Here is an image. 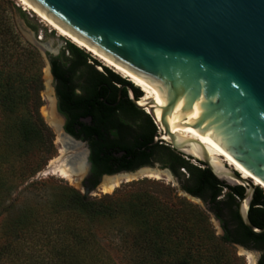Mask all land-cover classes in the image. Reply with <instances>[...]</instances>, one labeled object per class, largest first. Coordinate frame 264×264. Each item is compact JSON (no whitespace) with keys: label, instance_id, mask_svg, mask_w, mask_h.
Masks as SVG:
<instances>
[{"label":"trees","instance_id":"trees-1","mask_svg":"<svg viewBox=\"0 0 264 264\" xmlns=\"http://www.w3.org/2000/svg\"><path fill=\"white\" fill-rule=\"evenodd\" d=\"M15 5L0 0V264H233L238 257L227 249L233 243L262 250L258 264H264V232H251L238 213L244 188L224 184L203 163L153 142L155 123L131 102L123 84L136 98L142 92L105 65L97 70L70 42L69 55L48 56L64 128L89 142L94 175L158 160L183 191L203 200L222 234L215 236L206 210L184 198L178 206L175 194L162 200L144 189L91 197L60 186L40 202L6 204L53 147L39 113L44 58L17 31L12 10L24 12ZM248 216L253 225L264 226L261 187L255 188Z\"/></svg>","mask_w":264,"mask_h":264},{"label":"water","instance_id":"water-1","mask_svg":"<svg viewBox=\"0 0 264 264\" xmlns=\"http://www.w3.org/2000/svg\"><path fill=\"white\" fill-rule=\"evenodd\" d=\"M29 1L36 10L86 41L96 54L128 74L146 79L160 94L159 117L153 97L140 103L132 87H126L131 102L157 127L153 142L169 145L187 159L203 163L228 186H242L239 216L251 232H264V226L253 225L248 216L255 188L264 189V0ZM24 35L41 52L48 77L44 79L50 85L53 75L48 55L56 54V50L32 32L24 31ZM53 98L61 123L52 127L84 147L64 129L65 118L57 110L55 95ZM176 106L180 126L188 124L189 111L197 110L188 133L213 137L234 159L232 167L220 156L210 154L199 139L170 129ZM84 149L86 170L82 178L90 170L89 150ZM48 169L49 164L38 173L39 177ZM147 170L161 172L177 183L168 167L154 162L103 174L93 188L80 185L82 193L91 195L107 177L131 174L130 179H135L145 176ZM182 193L207 208L200 197ZM233 245L245 254L250 252L240 244Z\"/></svg>","mask_w":264,"mask_h":264},{"label":"rangeland","instance_id":"rangeland-1","mask_svg":"<svg viewBox=\"0 0 264 264\" xmlns=\"http://www.w3.org/2000/svg\"><path fill=\"white\" fill-rule=\"evenodd\" d=\"M11 1L14 4H16L15 6H19L20 10L24 12L23 14H21L20 11H18V9L13 8L12 14H11L14 25L24 40L28 41L24 35V31L32 32L36 38H41L40 40L42 42H46L52 48V50H56V54L54 55H58L59 53H61V51H65V55H69V52L65 50V47L68 42L72 43L71 41H69L63 36H60L56 30H54L45 21H43L37 14H35L31 10L24 9V7L19 4L18 0H11ZM83 51L87 53L89 56L88 62L93 63L97 70H102L101 66H104V64H102L100 60L94 57L90 52H87L84 49ZM95 62H99L100 64L98 65ZM45 67H46V64L44 62V66L42 67V87L39 91V95H40L39 113L49 128V133H50L52 143H53L52 153L49 155L46 162L44 161L45 163H43L40 166V168L32 176L26 179V181L22 183H18V186L15 187V189L10 193V196L8 197L7 199L8 201L6 204L17 203V205H20V204H24L25 202L28 204H33V202H40L44 198H47V196H50L52 192L57 191L60 186H70L78 190L81 193L83 190L80 185H84V181L86 177L80 178L81 180L79 179L78 182H72L67 179L61 178L60 176L55 175V174L54 175L48 174V175H44L40 177L38 175V173L47 164H49V161L52 158L59 155V150L61 147V144L58 142V139H57V132H55L52 125L49 124V122H47L43 114L44 111L49 109V105H50L49 99L54 97V81L52 80L50 85H48V81L44 79V76H45L44 68ZM125 79L128 80L127 78ZM133 86L135 85L133 84ZM139 90L142 92L141 89ZM142 95H143V92H142ZM185 159L189 160L193 164H197V162L193 159H187L186 157ZM154 162L159 163L161 167H164L162 166V163L160 161L155 160ZM180 171H182V169H180ZM160 176H161L160 178H155V177L142 175L135 179L123 180L118 186L115 187V189L111 190L110 193L102 192L98 189V190H94L93 193L89 196L100 197L103 194L115 193L117 196L120 197L126 192L144 189L156 195L162 200H168L169 196L175 194L178 196V206L180 204L179 198H184L188 202L198 206L200 209L206 210L208 214L207 217H208L209 226L214 231L215 236H220L222 234V229H221L219 221L215 220L212 213L208 211V209L205 208L204 205L194 200L189 199L186 195L182 193L183 190L180 188L179 181L177 178H176L177 183H174L168 177L166 178L164 174ZM32 181L36 182L34 186H30ZM14 199H17V200H15L14 202ZM227 249L230 252V254L238 257V260L235 259L233 264H252L250 259L248 258V255L241 253L240 250L233 244L227 245ZM247 249L250 252H253L256 254V258H254V256L250 252H248L251 255L253 264H256L255 259L257 260L259 259L260 251L257 249H253V248H247ZM178 264H182V263H178Z\"/></svg>","mask_w":264,"mask_h":264},{"label":"bare ground","instance_id":"bare-ground-1","mask_svg":"<svg viewBox=\"0 0 264 264\" xmlns=\"http://www.w3.org/2000/svg\"><path fill=\"white\" fill-rule=\"evenodd\" d=\"M18 2L20 5L24 7V9L31 10L32 12L37 14L43 21H45L49 26H51L54 30H56L60 36L65 37L66 39L71 41L76 46L86 50L87 52H90L94 57L100 60L102 64L113 69L115 72L120 74L122 77L127 78L135 86L141 89L143 92V95L140 97V103H143L145 99L149 97H153L156 104L158 105V108L156 110V116L157 117L160 116L161 103H162L160 94L156 89H153L152 85L146 79L132 76L128 74L127 72H125L124 70L120 69L119 67L115 66L111 62L107 61L103 57L96 54L95 51L92 49V47L86 41H84L82 38L78 37L77 35L73 34L71 31L61 26L54 20L50 19L43 13L36 10L32 2H30L29 0H18ZM44 73H45V76L47 77L46 68H44ZM47 78H46V81H48ZM49 100H50L49 109L44 111L43 114L47 122H49V124L57 127L58 125H60L61 120L56 115V112L54 109V98L52 97ZM146 110H148V108H146ZM196 113H197L196 109L189 111L186 114V119L188 121V124L184 126H180L179 122L181 121V117L178 113V106H176L175 109L172 111V114L170 117V121H169L170 129L174 132H180L182 134H185L186 136H191V137H195L199 139L206 146L210 154L220 156L226 164L231 166L230 164L234 161V159L230 156H227L225 150L213 137L207 138L206 134H200L198 132L188 133L187 128L190 127L189 122L194 118ZM57 139H58V142L61 144L59 155L52 158L49 161V169L45 175L55 174L69 181L78 182L79 179L82 178L86 170L85 151L83 148L80 147V144L70 142L67 138L62 137L60 133H57ZM145 172H146L145 173L146 176L155 177V178H160L161 177L160 175H163L161 172L148 171V170ZM241 175L243 177H246L243 174ZM130 176L131 174H127V175L118 174L115 176L107 177L103 180L102 184L100 185L99 190L102 192L110 193V191L115 189V187L118 186L123 180H129ZM167 177L168 176H166V178ZM240 252L245 254L244 251H240ZM246 254L248 255V258L253 264L251 255L248 252Z\"/></svg>","mask_w":264,"mask_h":264},{"label":"flooded vegetation","instance_id":"flooded-vegetation-1","mask_svg":"<svg viewBox=\"0 0 264 264\" xmlns=\"http://www.w3.org/2000/svg\"><path fill=\"white\" fill-rule=\"evenodd\" d=\"M53 81H54V95H55V98H56V107H57V110L59 111V113L60 114H62L61 112H60V110H59V99H58V95H57V92H56V87H55V85H56V81H55V79H54V77H53ZM123 86H126V84H123ZM127 88V87H126ZM133 91H135V90H133ZM77 92H79V91H77ZM134 95H135V93H134ZM142 95H140L139 97H141ZM139 97H137V98H139ZM63 115V114H62ZM64 116V118H65V121H64V125H63V127L65 126V123H66V117H65V115H63ZM57 118V117H56ZM85 121H87L88 123L90 122V120H91V118L90 117H87V118H85L84 119ZM65 129V128H64ZM72 136H74V135H72ZM75 137V136H74ZM76 139H79V140H81L84 144H85V146L84 147H87L88 148V150H89V153H88V161H89V163H90V170H89V173L86 175V178H85V181H84V186H88V187H90V188H93V187H95L96 185H94V186H92L91 185V183L94 181V180H96L97 179V183L96 184H98L99 183V181H100V179H101V177H102V175L103 174H106V173H102L101 175H99L98 177L96 176V175H94V173L92 172V162H91V160H90V154H91V148H90V144H89V142L86 140V139H82V138H77V137H75ZM159 143V142H158ZM161 144V143H160ZM80 147L81 148H83L84 149V147L82 146V145H80ZM84 151H85V149H84ZM154 161L155 160H153L150 164H152V163H154ZM150 164H147V165H150ZM219 221V220H218ZM220 223V222H219ZM242 246H244V245H242ZM245 248H252V247H247V246H244ZM253 249H255V248H253ZM257 250H259L260 251V256H261V254H262V250H260V249H257ZM260 258V257H259ZM259 260V259H258Z\"/></svg>","mask_w":264,"mask_h":264},{"label":"built area","instance_id":"built-area-1","mask_svg":"<svg viewBox=\"0 0 264 264\" xmlns=\"http://www.w3.org/2000/svg\"><path fill=\"white\" fill-rule=\"evenodd\" d=\"M39 39H41V38H39ZM181 169H182L183 172H185V170L183 168H181Z\"/></svg>","mask_w":264,"mask_h":264}]
</instances>
